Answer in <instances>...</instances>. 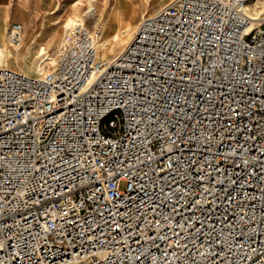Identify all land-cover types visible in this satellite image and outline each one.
<instances>
[{
    "label": "built area",
    "instance_id": "built-area-1",
    "mask_svg": "<svg viewBox=\"0 0 264 264\" xmlns=\"http://www.w3.org/2000/svg\"><path fill=\"white\" fill-rule=\"evenodd\" d=\"M251 1L173 0L111 64L76 17L44 74L0 65V264H264Z\"/></svg>",
    "mask_w": 264,
    "mask_h": 264
},
{
    "label": "rangeland",
    "instance_id": "rangeland-1",
    "mask_svg": "<svg viewBox=\"0 0 264 264\" xmlns=\"http://www.w3.org/2000/svg\"><path fill=\"white\" fill-rule=\"evenodd\" d=\"M172 1L0 0V27L2 28L0 36L2 31L5 33V44L0 42V48L6 46L11 51L8 57L3 56L0 60L4 64L6 63L8 67L22 71L25 69L26 73L28 70H32L28 72L31 75L47 72L53 66L63 36L70 27L66 26L68 20L73 18L75 22L76 17H83L90 25L100 20L103 22L104 32L101 40L106 38L113 39V34L125 31L128 24L131 23L132 30L127 34L125 43L120 45L110 42L108 47L104 49L99 47L101 58L111 61L122 52L130 38L135 35L138 23L143 17L155 14L160 8ZM144 14L146 15L144 16ZM15 21L23 25V38L19 45H15L9 35L10 25ZM27 40L33 43V48L27 53L25 62H23L17 60L15 50L17 49L16 47L22 49ZM40 45H45L50 54L49 58L41 66V55L36 53Z\"/></svg>",
    "mask_w": 264,
    "mask_h": 264
},
{
    "label": "bare ground",
    "instance_id": "bare-ground-1",
    "mask_svg": "<svg viewBox=\"0 0 264 264\" xmlns=\"http://www.w3.org/2000/svg\"><path fill=\"white\" fill-rule=\"evenodd\" d=\"M249 14L252 18V22H251V28L254 27L257 23H259L260 21H262L264 19V0H253L249 3ZM146 14H144L145 16ZM143 17V16H142ZM74 23L73 18H70L66 24V26H71ZM1 27H0V31H1ZM132 30L131 28V23L128 24V27L125 29V31H122L121 33H115L113 34V39L112 38H106V39H102L101 42L99 43V47L101 49H104L106 47H108V43L112 42L114 44H120L122 45L123 43H125V41L127 40V34L129 33V31ZM67 32L64 34L63 39L61 41V43L65 40L66 36H67ZM133 38V36L130 38V40L128 41V43L131 41V39ZM5 33L4 31H2V35L0 36V42L5 44ZM115 40V42H113ZM127 43V44H128ZM21 44V43H20ZM126 44V45H127ZM3 45V44H2ZM33 46V43H31L29 40H27L23 46V48L21 49L20 47H16L17 49L15 50V57L17 58V60H21L23 62H25V57L27 55V53L30 52L31 48ZM126 47V46H125ZM124 47V48H125ZM99 48V49H100ZM123 51V50H122ZM111 52V51H110ZM11 53V51L9 50V48H7L6 46H3L0 48V58L1 57H8V54ZM36 53H39L41 55V62H40V66L42 65V63L47 60L50 56L47 47L45 45H40L39 48H37ZM108 53V51H107ZM122 53V52H121ZM120 53V54H121ZM38 54V55H39ZM119 54V55H120ZM119 55L115 56V58H113L111 61H107L108 64H111ZM37 57V56H36ZM99 57L101 58L100 54ZM103 59V58H101ZM105 60V59H103ZM0 65L2 66H8L6 63L4 64V62L2 63V61L0 60ZM39 66V65H38ZM23 69V68H22ZM23 71L25 72V69H23ZM32 70H28V72H31ZM40 71V70H39ZM40 73V74H36L37 76L44 74Z\"/></svg>",
    "mask_w": 264,
    "mask_h": 264
}]
</instances>
